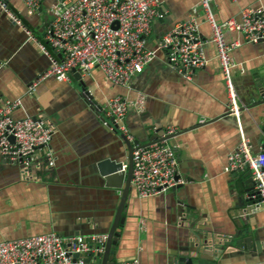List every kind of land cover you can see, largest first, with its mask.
Wrapping results in <instances>:
<instances>
[{
    "label": "crops",
    "instance_id": "0c3cea01",
    "mask_svg": "<svg viewBox=\"0 0 264 264\" xmlns=\"http://www.w3.org/2000/svg\"><path fill=\"white\" fill-rule=\"evenodd\" d=\"M54 1L43 0L35 13L28 14L24 0H4L20 24L58 59L43 39L48 8ZM197 2L162 0V17L152 25L147 48L155 50L159 37L174 23L186 20L193 9L207 42L211 32ZM244 8L264 9V0L212 2L220 22L238 18ZM20 24L0 7V100L19 99L13 118L40 117L52 128L49 149L54 165L42 166L33 179L26 180L15 164L0 158V241L47 233L66 238L107 236L120 189L106 185L100 163L126 164L121 136L133 146H145L150 137L157 141L153 136L172 129L175 136L167 144L183 184L149 198H138L130 185L112 263L181 264L180 259L193 256L191 264H197L192 246L207 234L222 244L214 264H264V208L255 209L248 199L253 180L245 169L225 171L241 134L253 152L264 146V102L253 89L255 76L264 73V41L249 44L237 33L224 34L228 43H239L231 51L238 65L233 84L243 106L235 116L226 110L215 48L209 42L204 45L206 64L191 81L166 68L163 54L156 51L127 87L113 86L93 69L85 76L71 71L65 82L41 80L30 93L28 87L45 72L49 61ZM84 93L100 106L99 114ZM138 93L145 96V108L127 112L122 132L106 115V102L117 95L134 99ZM42 155L38 151L34 159ZM95 254L85 255L83 264H97Z\"/></svg>",
    "mask_w": 264,
    "mask_h": 264
},
{
    "label": "built area",
    "instance_id": "2783aa9c",
    "mask_svg": "<svg viewBox=\"0 0 264 264\" xmlns=\"http://www.w3.org/2000/svg\"><path fill=\"white\" fill-rule=\"evenodd\" d=\"M43 0H24L28 14L35 13ZM235 2L237 0H230ZM162 0H55L48 8L49 20L43 39L59 58L53 57L25 28L0 0V7L13 22L20 24L28 40L36 42L48 58L45 72L28 87L33 93L38 82L55 78L68 80V73L87 75L98 69L113 85L127 87L144 67L163 54L164 66L186 81L206 64L204 45L215 48L219 73L226 95V110L237 116L243 106L233 84V71L238 65L231 51L238 42L228 43L225 32L237 33L242 42L256 44L264 41V9L244 8L238 18L217 21L212 12L213 0H198L203 21L210 28L207 42L201 37L196 10L184 21L174 23L156 42L155 50L147 48L148 37L156 19L162 17ZM86 97V96H85ZM21 105L19 99L0 100V158L15 164L23 179L31 180L42 166L52 167L54 158L49 149L52 128L40 117L15 119L13 111ZM145 96L134 99L114 96L106 102V115L125 132L124 118L128 111L142 112ZM169 129L165 135L173 134ZM42 151L41 159L34 154ZM131 188L138 198H149L166 192L183 180L177 175V161L167 141L134 146L131 153ZM125 170L126 166L122 165ZM247 170L253 180L249 198L255 209L264 208V146L253 152L247 137L240 135L235 149L227 157L226 172ZM106 235L90 237H61L54 233L0 241V264H83L90 252L102 253ZM76 255V257H75ZM124 264H138L136 260Z\"/></svg>",
    "mask_w": 264,
    "mask_h": 264
},
{
    "label": "water",
    "instance_id": "95a60500",
    "mask_svg": "<svg viewBox=\"0 0 264 264\" xmlns=\"http://www.w3.org/2000/svg\"><path fill=\"white\" fill-rule=\"evenodd\" d=\"M254 93L256 98H262L264 102V73H258L255 76L254 81ZM84 93V97L86 96L87 102L91 104L93 107H96L97 113L101 109L100 106H96V102L91 100L89 95ZM99 114V113H98ZM115 130V129H114ZM175 136V134H168L162 131L161 134H157L153 136L154 140L157 141H169ZM127 151V161H126V169H122V163L119 162H101L99 167L101 168L102 175L106 181V185L109 187H114L120 189L119 201L117 204V208L115 211V216L113 222L110 226V229L107 233V238L104 243V249L102 253H96L95 258H97V264H113V255L115 253V248L117 244V240L119 237L120 226H122L124 222V213L126 210V205L130 196V181H131V172H132V161H131V153L133 150V145L127 142L125 136H121ZM153 139L150 137L148 144L152 143ZM180 185L175 186L172 190L179 188ZM222 248V244L215 239L210 238L207 234L203 236H199L198 239L194 242L192 249L194 250L195 257L198 258L197 264H214V261L218 259L220 256V250ZM76 257V255H75ZM90 257V255H89ZM188 258L184 260V258L180 259L181 264H191L192 258ZM89 260H85V263ZM84 262V260H83Z\"/></svg>",
    "mask_w": 264,
    "mask_h": 264
}]
</instances>
